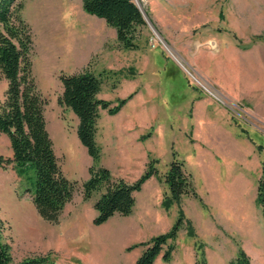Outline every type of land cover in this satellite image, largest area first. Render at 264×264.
Wrapping results in <instances>:
<instances>
[{"label": "rangeland", "instance_id": "rangeland-1", "mask_svg": "<svg viewBox=\"0 0 264 264\" xmlns=\"http://www.w3.org/2000/svg\"><path fill=\"white\" fill-rule=\"evenodd\" d=\"M54 1L20 0L21 15L32 32V73L45 100L46 127L63 173L77 186L58 221L48 222L37 212L26 181L11 164L0 167L3 241L12 258H46L42 264H125L127 248L157 235L164 222L171 226L181 208L195 235L179 229L170 259L163 261L160 254L154 264H193L192 257L229 264L238 248L250 264H264V218L255 202L264 159V0H137L171 48L145 24L137 31L135 49L122 48L114 29L84 12L80 0H63L73 12L49 17ZM84 68L99 76L100 98L116 104L132 93L116 114L100 111L99 163L129 182L151 159L163 174L174 153L198 198L186 196L164 209L167 185L151 177L145 190L135 194L129 215L93 224V203L103 188L84 197L82 183L92 160L77 137V117L58 102L60 72ZM130 80L138 82L134 90L125 87ZM6 86L0 75V102ZM131 135L145 145L147 155L142 169L125 172L120 161L130 143L120 139L131 142ZM0 155H12L3 133ZM145 200L147 210L159 209L168 218L141 223Z\"/></svg>", "mask_w": 264, "mask_h": 264}, {"label": "trees", "instance_id": "trees-1", "mask_svg": "<svg viewBox=\"0 0 264 264\" xmlns=\"http://www.w3.org/2000/svg\"><path fill=\"white\" fill-rule=\"evenodd\" d=\"M80 1L84 12L103 19L115 29L116 40L122 48L137 47V31L146 23L133 0ZM21 9L20 0H0V75L7 83L4 99L0 102V133L7 136L12 152L11 157L0 155V167L11 164L16 175L26 181V189L39 215L48 222H57L65 204L72 199L77 183L63 173L46 127L45 100L32 73V32ZM59 80L62 91L58 102L77 117V137L92 160L89 177L82 183L83 195L89 198L94 191L103 188L93 203L94 225L103 224L115 214L129 215L135 204V193L151 177L167 185L168 192L161 201L164 209L174 203L179 205L186 196L198 198L183 161L174 153L163 174H159L154 166L157 160L151 159L132 182L114 177L109 168L99 163L101 147L96 141L97 120L101 110H106L109 115L119 112L132 93L116 104L100 98L101 80L88 68L73 73L60 72ZM255 202L264 218V159L256 182ZM183 227L187 235H195L191 221L179 208L167 231L127 248L143 247L132 264H154L160 254L163 261H168L177 233ZM3 232L4 223L0 218V264H42L46 261V258L37 257L15 261L3 241ZM194 264H206V261L197 259ZM229 264H250V258L238 248Z\"/></svg>", "mask_w": 264, "mask_h": 264}, {"label": "crops", "instance_id": "crops-1", "mask_svg": "<svg viewBox=\"0 0 264 264\" xmlns=\"http://www.w3.org/2000/svg\"><path fill=\"white\" fill-rule=\"evenodd\" d=\"M114 29V28H113ZM114 34H115V29H114ZM115 38H116V34H115ZM138 85V82L137 81H134V80H130L126 83L125 87L131 90H134ZM133 138V139H131ZM128 139H131V142L129 141H126L125 140V136L124 138H121L120 140L122 142H127V143H130L129 145V148L127 150V152L125 154L122 155L121 157V161H120V167L124 168L123 170L126 172L128 169L129 170H132V169H142L143 166H144V163H145V159H146V155L147 153L144 151L146 149L145 145L143 144H140V143H137L135 141V136L131 135ZM119 148V147H118ZM143 160V161H142ZM118 161V160H117ZM122 178V177H121ZM133 181V180H132ZM132 181H129V182H132ZM147 186V181L143 184L141 190H145ZM140 190V191H141ZM138 191V192H140ZM137 193V192H136ZM135 193V194H136ZM143 211H142V214L140 216V222L143 223V224H147V223H151V224H157L159 221L158 220H162V222H164L163 220H166L168 218V216L165 214V212L159 210V209H156L155 211H150V210H147V200L143 201ZM149 218V219H147ZM147 220L149 222H147ZM209 223V222H208ZM159 224V223H158ZM170 228V225L168 224H165L164 222V226L163 228L159 229L157 231V234H159L158 232H160V230H163V232H165V229H169ZM121 231H119V234L118 235H122L123 232L126 230V228H123V229H120ZM166 230V231H167ZM133 232V231H132ZM162 232V233H163ZM145 238L147 239V235L145 236ZM121 239V238H120ZM140 248V249H139ZM142 247H134L130 250H127L125 251V255H126V260H125V264H132L136 259L137 257L141 254L142 250L141 249ZM189 251V250H188ZM187 251V252H188ZM157 259V258H156ZM192 263L194 264L195 261L193 260V257H192ZM104 264V263H103Z\"/></svg>", "mask_w": 264, "mask_h": 264}, {"label": "bare ground", "instance_id": "bare-ground-1", "mask_svg": "<svg viewBox=\"0 0 264 264\" xmlns=\"http://www.w3.org/2000/svg\"><path fill=\"white\" fill-rule=\"evenodd\" d=\"M54 2H55V4H57V6L56 7H49V9L47 10L48 14H49V17H50V15H53L52 16L53 18H56L57 16H60V15L62 17V15H63L62 13H66V14L69 15V13L71 14V12H73V10L70 8V6H68V5L65 6L66 5L65 1H63V0H55Z\"/></svg>", "mask_w": 264, "mask_h": 264}, {"label": "water", "instance_id": "water-1", "mask_svg": "<svg viewBox=\"0 0 264 264\" xmlns=\"http://www.w3.org/2000/svg\"><path fill=\"white\" fill-rule=\"evenodd\" d=\"M134 2H135V4L138 6V8H139V10H140V12H141V14H142V17H143V19H144V21H145V23L152 29V31L154 32V34L157 36V38L163 43V45L167 48H171L163 39H162V37H161V35L155 30V28H154V26H153V24L151 23V21L149 20V18L147 17V15L145 14V12L142 10V8L140 7V5L138 4V1L137 0H133ZM174 59L179 63V64H182V62L179 60V59H177V58H175L174 57ZM183 65V64H182ZM184 66V68H185V70H187L188 72H190L189 70H188V68L185 66V65H183Z\"/></svg>", "mask_w": 264, "mask_h": 264}]
</instances>
